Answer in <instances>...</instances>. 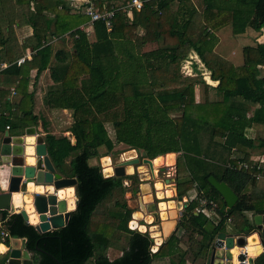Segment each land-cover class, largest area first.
<instances>
[{"label": "trees", "instance_id": "trees-1", "mask_svg": "<svg viewBox=\"0 0 264 264\" xmlns=\"http://www.w3.org/2000/svg\"><path fill=\"white\" fill-rule=\"evenodd\" d=\"M27 1L33 11L28 19L33 29L28 42L35 51L27 69H35L37 76L48 68L51 59L48 34L54 33L58 37L73 30L69 33L73 43L69 55L71 61L58 68L53 67L51 78L58 87L48 97V104L52 108L71 111L69 132L75 144L72 145L68 138L47 133L44 120H41V128L47 156L54 168L77 181L76 207L65 227L45 234L38 233L34 226L24 222L20 214L2 212L0 232L5 230L9 238L25 239V249L31 254L33 264H85L94 253L102 250L93 264H155L164 258L169 264H186L185 254L179 250L181 240L175 233L163 240L157 251L152 253L153 239L147 233L128 229L132 211L123 199V180L132 179L134 173L124 178L106 177L99 165L89 164L92 159H100L97 154L99 148L112 152L115 144L141 150L142 156L149 160L180 153L182 160H177L175 166L177 198H183L195 189L199 197L216 204L215 216L209 218L203 213L195 215L196 203L190 201L176 224V229L200 236L197 257L205 259L214 238L224 232L228 219L235 234H248L255 229L244 213L264 214V190L256 187L254 177L257 171L237 170V164L242 163L237 160H231L232 166L228 167L224 154L229 151V136L238 134L242 137L241 131L247 121L245 117L232 118L231 101L239 98L248 104H257L264 113V80L258 78L257 68L264 66V45L244 48V64L238 69L227 64L229 69L221 65L222 68L215 71L204 52L209 50V29H218L228 21L235 35L249 28L260 31L264 27V0H204L203 25L199 32L194 29L196 34H191L187 27L193 23V15L188 23L178 25L169 6L173 0L146 3L140 12L132 13L131 20L116 7L117 11L109 21V31L103 18L90 23L91 17L85 11L91 7L101 16L114 8L111 0L82 1L84 5L76 8L73 15L69 14L72 8L62 0L51 3H46V0ZM215 2L217 12H213L212 4ZM81 25L91 30L87 36L92 33L93 42L79 30ZM51 26L54 31H51ZM2 43L0 38V45ZM147 43H156L158 47L142 54L140 59L132 50ZM191 53H195L202 63L200 67L210 73L209 79L218 82L215 88L206 85L201 76L183 77L175 73L170 77L161 69L165 63L166 67H175L182 62L186 64L192 58ZM55 58L59 64L66 62L65 53L57 52ZM146 70L151 71V78L147 79ZM3 73L22 77L15 89L21 98L13 108L14 117H11L10 110L4 112L6 107H0V136L6 127L11 136H21L20 130L39 127V118L32 114L33 99L25 91L22 66H11ZM146 84L154 86L157 92H143L140 86ZM171 84L176 88L169 93L164 87ZM199 84L203 85L205 95L211 89L218 96L220 94V101L206 103V107L222 112L216 121L198 118L188 112L191 107H203L195 101ZM180 110V117L170 118L169 115ZM256 115L259 117L260 112ZM106 124L113 128L114 142L107 134ZM223 138L224 143L220 146L216 139ZM67 159L70 160L66 170ZM242 161L246 163L244 161L247 160L244 158ZM219 162L223 164L220 176L207 167V164L217 165ZM210 176L225 182L238 197L231 210L226 209L220 195L209 185ZM111 199H116L114 206L119 209L112 214L118 223L116 229L128 240L127 248L113 260L104 253L114 230L110 225L107 228L99 222L91 223L96 209ZM101 235L103 240H99ZM4 243L8 244V239ZM253 264H264V252L254 259Z\"/></svg>", "mask_w": 264, "mask_h": 264}, {"label": "crops", "instance_id": "crops-1", "mask_svg": "<svg viewBox=\"0 0 264 264\" xmlns=\"http://www.w3.org/2000/svg\"><path fill=\"white\" fill-rule=\"evenodd\" d=\"M62 1L65 3V5L68 8H72L71 9L72 11H70L69 14L73 15L76 8L78 9L84 5L82 1L86 2L88 0H62ZM28 2L29 1L27 0H0L1 4H8V10H7L6 15H8V18H9L8 22L0 21V31H4V29L7 27L8 28L17 27L19 26L18 23L19 24L23 23V21L25 20L26 14L29 15L32 12L30 10L31 4L30 3L28 4ZM111 3L113 7H117V8L119 7V9H122L123 11V9L127 8L126 6L129 3V0L127 1L126 0H111ZM216 3L217 2L212 4L214 8L213 12H217V9L215 6ZM169 6L171 9V12H174L178 25L189 21L190 17L193 15L192 16L193 23H191V26L189 27L187 26V27L191 34H196L194 29L197 32L201 31V27L203 25L202 24L203 19L201 18V16L203 15L204 8H205L204 0H173V3L169 4ZM132 12H129V11L124 12L128 20L132 19ZM12 15H15L16 17H18V23L16 20H14V16ZM192 24L195 28H193ZM83 27H85V25H81L79 27V30L83 31L84 30ZM209 30L211 34V36H209L208 38L210 51L207 50L206 52H204V57H208L210 59L212 63L211 67L215 71L222 68L221 65H223V68H227V69H229L230 66H232L235 69L240 68L244 64V59H243V49L244 48H256L259 45H264V27L258 32L249 28V29H246L244 33L235 35L233 34V31H232L231 22L228 21L226 22L225 25H222L218 29H215V30L209 29ZM51 31H54L53 26H51ZM71 31L61 34L58 37H56L54 33L48 34L47 39L49 41L48 44L51 47L52 55H51L48 68L45 71H42L38 76L36 75L35 69H31L32 71L29 70L30 72L27 69L28 63L31 61L32 57L35 54V51L33 50L31 46V42L30 41L28 42V40L31 38L33 34V29L32 31H30V34L27 33L26 37L29 36L28 38L21 37L23 41L17 45L18 50L16 52H18V54L16 56L11 55V52L9 50L6 52L2 51L3 54L2 56H0V97L2 99L0 101V107H6L4 112H8V110H10L11 117H14L13 108L16 105V103H18L19 99L21 98V96L15 92V89L22 76L5 74L3 73V71L10 68L11 66H15L16 68H19L22 66V75L24 76L23 79L26 82L25 91L28 95H31L33 99L32 114L33 116H36L37 118H39L37 125H39V128H40V126H42L41 120H44L46 124L47 133L54 135L55 137L68 138L71 144L73 145L75 144L74 143L75 140L72 137L71 133L69 132V128L71 124L69 125L66 124L67 125L66 127L63 126L62 128L59 129L58 124L64 120H60V119L53 120L54 117L55 118L63 117L62 114H65L67 117L71 118V111L52 108L50 107L51 105L48 104L49 102L48 97L58 87V84L55 83L51 78V71L54 70L53 67L58 68L59 66H62L64 64H69V62L71 61V56H69L70 53L72 52V47H73L72 38L69 36V33ZM88 32L90 33L91 30H88ZM138 36H140V32H138ZM87 37L90 42H93L94 37L92 33ZM226 37H228L230 41L234 43L233 47H229V45L226 43V40H225ZM21 38L19 36L18 40ZM6 42L7 41L3 38V43H6ZM157 47L158 45L156 43H147L146 45L140 48L135 46L132 51L140 58L142 54L150 52V51H154L155 49H157ZM234 48H237L236 52H234ZM57 52H62L66 54L65 63L59 64L57 62L55 58V54ZM139 52L140 54L138 55ZM191 55H193L194 57L193 58V61H194L193 63L195 64L194 67L202 65V63L200 62V60L198 59L195 53H191ZM23 57L27 58L26 61L23 64L17 65V60ZM217 57L218 59H221L227 63L224 64L223 62L218 60ZM227 64H230V66H228ZM257 68L259 72L258 78L264 80V66H258ZM205 74L209 78L210 73L205 71ZM217 84H218L217 81L210 80V83L208 85L211 86L212 88H215ZM207 93L208 94L205 96H209V94L213 95L212 101H215V102L220 101V94L218 96L215 90L211 89L210 91H207ZM6 94H8V96L7 98H4V95ZM231 105L233 107V109H231V111L233 112L232 118L234 119L237 117H245L247 121L244 123L243 129L241 131L242 137L239 136L238 134H233L229 136V140L227 141L229 151L226 153V155L224 154V156L226 157L225 164L227 166L229 165L232 166L231 160H234V161L237 160L238 162H243L242 160L244 158L247 160V161H244L246 163H249L251 160L263 161V163H261L260 165L261 167L260 177L257 179L256 187L260 190H264V113L260 110V107L257 104L251 105V104H248L247 102H244L243 100L239 98L233 99L231 101ZM258 111L260 112L259 117H257L256 115ZM50 122L51 123L55 122V126L53 127V124H51ZM71 122H72V118H71L70 123ZM31 128L35 129L36 135H41L42 137H44L43 130L39 132L36 129L38 127H35V126L27 127L23 130H20L22 131L21 136H11L9 130H4V132L2 133V136H0V146L4 138L5 132H8V135L11 136L12 138H23L25 136L27 137L26 130L27 129L30 130ZM216 142L219 143L221 146L224 143V138L216 139ZM217 149H220V147L218 146ZM128 159H131V158H128ZM69 160L70 159H67L65 161L66 166L64 168H66V170L68 169ZM91 166H94V165H91ZM105 167H109V166L106 165ZM3 168L5 167L2 165V160L0 157V185L3 189H5L6 187H5L4 179H6L7 175L5 172L2 171ZM56 171L62 177H66L65 175L61 173L59 169H57ZM125 171H126V174L128 175H132L134 173V169L130 167L126 168ZM149 190H151L150 186H149ZM16 209H18L17 211L19 213L21 207H18ZM7 213L10 214V212H7ZM133 214L134 213L132 212L131 216ZM195 215H196V212H195ZM244 215L251 222H253L252 218L254 215L252 213L246 212L244 213ZM2 223L3 221L1 218L0 227H2ZM28 224L30 223L28 222ZM32 226H35V225H32ZM160 227L161 229L160 228L159 229L162 230V226ZM225 227L228 228V231L225 233L232 234V235H238V234L233 233L231 222L229 223L226 222ZM240 234H243V233H240ZM160 240L163 241L162 239ZM20 241L21 239L9 238L8 244H5L4 241H2L0 237V248L4 249V251L0 252V264L2 263L7 264V261L9 259L10 248L11 247L20 248L21 246ZM255 244H256V240H255ZM262 252H264V249H262L261 252L257 256H259Z\"/></svg>", "mask_w": 264, "mask_h": 264}, {"label": "rangeland", "instance_id": "rangeland-1", "mask_svg": "<svg viewBox=\"0 0 264 264\" xmlns=\"http://www.w3.org/2000/svg\"><path fill=\"white\" fill-rule=\"evenodd\" d=\"M52 1H55V0H46V3H51ZM7 10H8V4H1L0 3V21H3V22L9 21L8 15H6ZM32 12L29 15L26 14L25 20L23 21L22 24L18 23V17H16L15 15H12V16H14V20L17 21L19 26L14 27V28H8L7 27L4 29V31H0V33H1L0 38H2V39L4 38L7 41L6 43H2V45H0V56H2V54H3L2 51L6 52L8 50L11 52V55L16 56L18 54V52H16L18 50L17 45L23 41V39L21 37L28 38L29 36L26 37L27 33L30 34V31H32L31 25L28 23V19H29L30 15L32 14ZM189 20H191V18ZM181 23H182V21H181ZM189 26H191L190 23H189L188 27ZM192 26H193V24H192ZM193 28H195V27L193 26ZM19 36L21 39L18 40ZM225 40H226V43L229 45V47L234 46V43H232L228 37H226ZM236 50H237V48H234V52H236ZM140 52L138 53V55L140 54ZM191 57H192L191 60H189L186 64H183V62H182L178 66H175V67L171 66V65L166 67V63H165V66L164 65L161 66V69H164L170 77L174 76L175 73H177V75L179 74L183 77L201 76L200 78H202L204 80L205 84L208 85L210 83V82H208V80H210V79L205 74V70H203V68L200 67V65L194 67L195 66V64L193 63L194 57H193V55H191ZM31 69H33V68H31ZM31 69H28V71L29 70L32 71ZM146 75H147V79L151 78V75H152L151 71L146 70ZM175 85H179V84H175ZM202 86H203L202 84H199L196 87V97H198V99L195 98V101L198 102L203 107H201V108H198V107L192 108L191 107L188 110V112L191 113L193 116H198V118L202 117L205 120L214 121L215 119H217L219 116L222 115V112L220 110L218 112H216L213 110L212 107H206V103L215 102V101H212L213 100L212 94L211 95L209 94V96H205V93L203 92L204 88ZM140 88L143 92L152 91V90L154 92H157V91H155L154 86L151 87V85H149V84L142 85V86H140ZM164 88L170 93L174 88H176V86L171 84V85H166ZM181 110L183 111L182 107H181ZM182 111L181 112H173V114H171L169 116H170V118L180 117ZM62 116L63 117H57V118L54 117L53 118V120L54 119L55 120H59V119L64 120L58 124L59 129L62 128L63 126L66 127L67 125L72 123V122L70 123L71 118L67 117L65 114H62ZM67 119H68V121H67ZM64 122H65V124H64ZM51 124H53V127L55 126V122L51 123ZM36 129L39 132L42 130L41 126H40V128L38 127ZM106 130H107V134H108L109 138L112 140V142H114L115 136L113 133L112 126L110 124H106ZM97 154L100 157L99 161H98V157H97L95 159L90 160L89 164L99 165L101 168V172H102L103 176H106V177L114 176L113 169L120 162H123L124 159L138 158L140 160V163L137 166H132L133 168H135L134 175H133L132 179L123 180V188H124L123 199L125 200L127 208L129 210H131L133 213L142 211V207H143L144 209L147 210V211L143 210L145 212L144 217H150V219L154 220V221H156V219L158 218V221L153 222V224L151 226H148L145 224V222H143V224L146 225V227L148 228V231H146V233L152 234V232L149 229L155 228V227L156 228L154 230L161 231L160 230L161 229V227H160L161 226L160 225L161 220L159 219V214H158V211H159L158 210V203L162 200H159V198L155 194L156 190L153 186H155L157 182H159L163 186L172 185V184L176 185V169H175V166H176L177 160H182L180 153H173L174 156L171 159L170 158L167 159L166 155H164L165 160H168L169 163L165 162L164 165L160 166L159 169H161V170H159L157 177H153L151 172L147 173V171L146 172L144 171L145 168H143L144 165L142 164L141 161L143 159H147V158H145L144 155L142 156L143 152L141 150L139 152V151L130 149L128 146H125L122 144H115L112 152H107L105 148L101 147L98 149ZM103 157L109 158L110 164L112 165V167H111L112 172L111 173L104 172V164L105 163L102 161ZM137 167H138V169H136ZM140 167H141V169H139ZM207 167L209 169H211L215 173V175H218V176H220L221 172L223 171V164H221L220 162L217 165L211 164V163L207 164ZM172 170H174V172H175V174L173 176V183H170L168 181L169 184L165 185L164 183H166V180H171V179H167V174H171L173 172ZM125 173H126V171H125ZM126 176H129V175L126 174ZM171 178H172V176H171ZM147 184L150 186L151 192L149 189H148V191L143 190V188H142L143 185H147ZM153 184H155V185H153ZM149 186H148V188H149ZM173 189H175V191ZM169 190L172 191L173 195L175 194V196H176V187L175 188L172 187ZM191 191L187 192L183 198H177V196L174 197L172 199V201L180 202V203H182V205L184 202L189 203L190 201H194L196 203L195 208H199L200 201L204 197L203 198L199 197L196 194L195 190H191ZM149 192L152 193L151 196H150V194H148ZM160 192L163 193L164 191H160ZM179 199H181V200H179ZM115 200L116 199H111L110 201L105 200L102 203V205H100L96 209V211L94 212V214L92 215V218H91V223L94 222V224H95V222H99L100 224H104L107 228H109L108 225H110V227L114 230L113 234L108 239V247H107L106 252L104 253L107 256V258L110 260H113L115 257L120 256L121 252L127 248V241H128L127 236L124 235L122 232H120L118 229H116L118 223L116 220H114L112 218L113 212L119 211V209L114 206ZM164 201H166V200L164 199ZM182 212H183V210L181 209L175 214V217L173 218L174 224H173L172 230L166 236H164V237L162 236L159 238L162 240H166L172 233H175V235L178 237V239L181 240V243H179V248H180L179 250L184 252L186 264H206V261L208 260V258L210 256L211 247L209 248L208 254L205 257V259L202 258L201 256L197 257L196 254L199 250L200 236L190 235V234L184 233L181 229H176V224L179 220L178 218H180L179 215ZM213 220H216V219H213ZM227 231H228V228L224 227V232H227ZM244 235H247V234H244ZM102 237L103 236L101 235L99 240H103ZM215 240H216V237L214 238L212 245H213ZM100 247H102V246H100ZM100 252H98L96 254L94 253V256L91 259H89L85 264H93L95 258L98 257L100 254H102L103 250ZM30 256H31V254H30ZM155 264H169V262H168L167 258H164L162 260H158L157 262H155Z\"/></svg>", "mask_w": 264, "mask_h": 264}, {"label": "water", "instance_id": "water-1", "mask_svg": "<svg viewBox=\"0 0 264 264\" xmlns=\"http://www.w3.org/2000/svg\"><path fill=\"white\" fill-rule=\"evenodd\" d=\"M27 138L28 135L23 138H12L8 135V132L4 133L0 146V157L2 165L5 167L2 171L7 176L4 179L6 188L3 189L0 185V219L2 218V212H13V201L16 200L22 203L23 197L29 196L34 212L38 216V224L34 227L38 233L45 234L62 229L67 224L70 214L75 208L74 210H68L66 200L59 198L57 193L60 190L72 188L75 196L77 181L75 178L62 177L56 171L47 156L46 145L41 135H36L34 142L31 144L26 141ZM26 147L33 148L31 156L26 153ZM27 157H34V164H26ZM141 162L147 164L150 170L152 169L151 160L143 159ZM139 163L138 158L120 162L113 169L114 176H125L127 166H137ZM29 183H32L35 188H41V192L29 193L27 190ZM208 183L220 195L226 208L231 210L238 201L236 194L225 182H220L213 176L208 178ZM50 188L52 189L51 192L48 190ZM178 203L180 204V202ZM184 203L181 204L180 210L188 206V202ZM18 214L21 215L24 222H29L25 209L20 210ZM252 221L255 227L254 230L258 232L264 242V214L254 215ZM247 235L219 233L211 246L210 256L206 264H230L232 260L235 263L238 261L243 263L246 258L245 250L248 247ZM20 242V248H10L7 264H33L30 253L25 249V239H21ZM218 242L222 243L221 247L217 245ZM233 248H236L237 252L240 253L235 258L231 253Z\"/></svg>", "mask_w": 264, "mask_h": 264}, {"label": "bare ground", "instance_id": "bare-ground-1", "mask_svg": "<svg viewBox=\"0 0 264 264\" xmlns=\"http://www.w3.org/2000/svg\"><path fill=\"white\" fill-rule=\"evenodd\" d=\"M26 132H27V135H29L28 137H30V138H27L26 141L31 144L32 142H34L36 132L32 128L30 130L28 129ZM26 153L31 156L33 153V149L27 147ZM173 156H174L173 153H169L166 155L167 159H169V158L171 159ZM33 160L35 162L34 157H27L26 158V164H29V165L34 164ZM126 160H129V159H124L123 161H126ZM102 161L105 163L104 164V172L111 173L112 172V168H111L112 165L110 164L109 158L103 157ZM165 162L169 163L168 160H165L164 156H159V157L151 160L153 174H155L157 171V168L164 165ZM106 165L109 167H105ZM129 167L135 170V168H133L132 166H127L126 168H129ZM126 168H125V170H126ZM143 168H145V167H143ZM139 169H141V167ZM144 171L146 172V168ZM171 186L172 185L163 186L159 182H157L155 185V190L158 191L157 196H158L159 200H162L159 202L160 204L158 205L159 212H160V218L162 221V224H161L162 230L156 231V230H154L155 228H151L149 230L152 232V236L157 240V242L160 241L159 237H162L163 235L166 236L172 230L173 224H174L173 218L175 217V214L181 208V204H179L178 202L172 201L173 193H172V191L169 190L170 188H172ZM142 188L144 191H148V189H149L148 185H143ZM27 190L29 193H33V192H41L42 189L41 188H35L32 183H29L27 186ZM48 190H50V192H51L52 189L50 188ZM160 191H167V192L161 193ZM73 192H74V190L72 188H68V189L60 190L57 193L59 198L66 200L68 210H74V208H75V196H74ZM164 199H168V202L164 201ZM15 202H13V205L15 206V210H18V209H16L18 207H21V209H25L27 214H28L29 223L31 225L36 226L38 224V216L34 212V209L32 207L31 198L29 196H24L22 203L17 202L16 200H15ZM143 210L147 211L146 209H144L142 207V211L134 212L133 217L130 220L131 221L130 226L132 228L139 229L141 231H148V228L146 227V225H142V224L137 223V220H144L147 224H152V223H150L152 221L150 219V217H144L145 212ZM255 240H256V244H255ZM247 242H248L247 256H248L249 260H252L264 248V242H263V239L259 236L258 232H256L255 230L251 231L247 235ZM217 245L219 247H221L222 243L218 242ZM2 251H4V249L0 248V252H2ZM236 252H237L236 248H233L231 250L232 256L234 258L236 256ZM230 264H235V262L232 260Z\"/></svg>", "mask_w": 264, "mask_h": 264}, {"label": "built area", "instance_id": "built-area-1", "mask_svg": "<svg viewBox=\"0 0 264 264\" xmlns=\"http://www.w3.org/2000/svg\"><path fill=\"white\" fill-rule=\"evenodd\" d=\"M151 1H154V0H131V1H129V3L127 4V8H125V9H123V11H122V9H119V8H117L118 10H121L123 13L124 12H132V11H135V12H140L142 9H143V7H144V5L146 4V3H149V2H151ZM88 3V2H87ZM116 7H114V8H112L111 9V11L110 12H106V13H104L103 15H99L96 11H94L91 7L90 8H87V10L85 11V13L87 14V15H89L90 17H91V21H90V23H92V22H94V21H96V20H98V19H100V18H103L104 20H105V22H106V27H107V29H108V31H109V29H110V20L113 18V15H114V13L117 11V9H115ZM89 23V26H91V24ZM83 33H85L86 34V36L88 35V30L87 29H85L84 28V30L82 31ZM26 57H23V58H20V59H18L17 60V65H20V64H23L25 61H26ZM6 130H8V127H6ZM132 159V158H131ZM261 163H263V161H261V160H259V161H256V160H251L249 163H239V164H237V170H244V171H257V174H255L254 175V177L256 178V180L260 177V171H261V167H260V165H261ZM143 164V163H142ZM144 165V167L146 168V171H147V173H150V172H152L151 174L153 175V177H157V174L159 173V170H161V169H159V168H157V171H156V173L155 174H153V171H152V169L150 170V168H149V166L147 165V164H143ZM228 167H231L230 165L228 166ZM138 168V167H137ZM136 168V169H137ZM174 168V167H173ZM232 169H233V167H232ZM175 170V169H174ZM174 170H172L173 172L171 173V174H167V179H171V180H166V183H164L165 185L166 184H169V182L170 183H173V176H174V174H175V172H174ZM171 176H172V178H171ZM167 181H169L168 183H167ZM153 185H155V184H153ZM154 188H155V186H153ZM171 187H173V188H175V184H172V186ZM174 191H175V189H173ZM150 192H151V190H150ZM148 193V194H150V196H151V194L152 193ZM157 190H156V192H155V194L157 195ZM164 192H167V191H164ZM158 197V196H157ZM174 197H176L175 196V194L173 195V197H172V199L174 198ZM167 202H168V199H165ZM160 203H158V205H159ZM180 204H182V203H180ZM12 208H13V212L12 213H10V214H18V211L17 210H15V206L13 205V203H12ZM215 209H216V204L214 203V202H212L211 200H207V199H205V198H203V199H201V201H200V204H199V208H196L195 209V212H196V214H198V213H203V214H205L207 217H209V218H213L214 216H215ZM158 210H159V208H158ZM158 214H159V219L161 220V218H160V212L158 211ZM132 217H133V215L131 216V219H132ZM179 217H181V214L179 215ZM156 219V218H155ZM179 219V218H178ZM156 221H158V218L156 219ZM156 221H154V220H152L150 223H152L153 224V222H156ZM143 222H145L144 220H137V223H139V224H142V225H144L143 224ZM230 222V219H228L227 220V223H229ZM130 223H131V221H129L128 222V225H127V227H128V229L130 230V231H138V232H140V233H146V231H141V230H139V229H135V228H132L131 226H130ZM145 224L146 225H148V226H151L152 224H147L146 222H145ZM162 224V221H160V225ZM156 228V227H155ZM152 239H153V241H154V245L151 247V252L152 253H155L156 251H157V248L159 247V245L161 244V240L159 241V242H157V240L152 236V234H149V233H147ZM0 237H1V239H2V241H4V240H6V239H9V236H8V234H7V232L5 231V230H2L1 232H0ZM242 253V252H241ZM240 253H236V256L237 255H239ZM245 256H246V258H245V260H244V262L243 263H241L240 261H238V262H236L235 264H253V261H254V259L255 258H253L252 260H249L248 259V256H247V249L245 250Z\"/></svg>", "mask_w": 264, "mask_h": 264}, {"label": "clouds", "instance_id": "clouds-1", "mask_svg": "<svg viewBox=\"0 0 264 264\" xmlns=\"http://www.w3.org/2000/svg\"><path fill=\"white\" fill-rule=\"evenodd\" d=\"M133 12H134V11H133ZM133 12H132V13H133ZM132 159H133V158H132Z\"/></svg>", "mask_w": 264, "mask_h": 264}, {"label": "flooded vegetation", "instance_id": "flooded-vegetation-1", "mask_svg": "<svg viewBox=\"0 0 264 264\" xmlns=\"http://www.w3.org/2000/svg\"><path fill=\"white\" fill-rule=\"evenodd\" d=\"M34 163V162H33Z\"/></svg>", "mask_w": 264, "mask_h": 264}]
</instances>
